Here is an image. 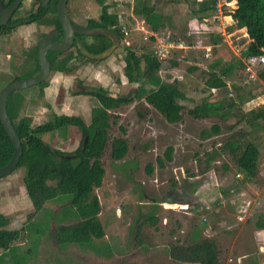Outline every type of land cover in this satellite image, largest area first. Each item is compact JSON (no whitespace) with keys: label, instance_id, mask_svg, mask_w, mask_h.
I'll return each mask as SVG.
<instances>
[{"label":"rangeland","instance_id":"374dc122","mask_svg":"<svg viewBox=\"0 0 264 264\" xmlns=\"http://www.w3.org/2000/svg\"><path fill=\"white\" fill-rule=\"evenodd\" d=\"M105 1L110 7L109 12L118 16V26L123 39L116 41L108 30L100 32L101 35L111 37L119 47L108 58L98 62L76 56L77 46L72 48L75 57L65 74L71 77L73 85L72 87L67 85L66 95L75 96L74 93L77 91L101 87L114 96L126 98L138 86L128 83L123 75L126 47L131 48L138 55L144 51L156 54L164 67L161 69L162 74L159 73L160 76L164 75L169 61L186 59L187 63L177 62V69L171 73L176 74V80L184 78L180 82L186 85V78H190L188 70L194 66L193 64L204 65L207 61L213 62L219 51L224 53L221 57L224 61L223 65L218 67L220 72L225 66L236 64L247 46L248 39L243 37V32L240 33L242 29H238L233 22L231 33L238 32L234 34L235 38L227 37L232 49L227 43L220 42L219 50L215 48L207 52L202 47L208 42L207 35H196L193 29L187 31V46L182 44L181 48L178 47L181 46L179 42L184 36L182 28L189 19L187 7L197 12L200 6L197 2L202 0ZM214 1L217 2L214 12L208 17L223 15L227 20L225 23L224 20L222 22L228 27L231 20L227 16L231 17L228 14L235 10L236 2ZM34 3L35 0H23L16 17H24L33 9ZM143 6H152L156 8L157 13L162 14L171 10L172 21L168 29L163 28L153 33L142 17L133 13V8ZM100 12L101 8L94 0H68L66 5V13L70 21L81 27L86 26L89 19L97 20ZM55 19L56 14L50 11L43 25L36 24V28L30 34V40L21 33L29 24L19 25L12 29L13 31L0 35V90L16 78L19 80L28 78V75L36 70L33 47L44 34L53 30ZM191 23V28L202 24ZM124 31L128 35H125ZM221 36L225 37L222 34ZM84 40L90 48L89 51L94 49L93 37H86ZM54 75L50 73V80ZM231 75H234L231 80L244 86L237 85L239 89H224L222 93V112H230V118L226 123L218 119L205 120L203 125L205 128L213 124L221 126L222 137L215 141L201 143L197 138L187 137V120L191 119V116L187 113L186 105L183 112L185 126L182 124L169 128L163 122L156 124L160 134H164L165 127L166 131L172 134L168 132L167 137L160 140L157 138V144L150 145V150L155 151L147 153L149 145L145 146L147 141L139 136L141 132L145 134L151 132L152 125L143 124L139 114L143 112L146 118L158 115L140 101H134L114 110L117 115L116 124L109 130V141L101 156L105 176L102 186L94 191L101 205L100 221L106 237L93 242L95 245L105 247L112 241L114 246L112 251L117 256H112V252L108 254L106 248L101 250L102 254H96L89 248L73 244L60 248L53 238L56 227L68 226L76 222L74 218L65 215L67 205L45 202L42 204V209L36 212L27 204L28 200L23 196L25 194L22 182L23 169L13 172L9 175L11 177L0 179V212L6 214L5 216L10 220L8 228L15 230L26 226L30 231L23 233L14 242L18 254L15 258L16 263L26 264L25 261H28L29 264H183L170 259L167 252L171 246L208 239L216 244L221 264H264V234L263 239L262 237L257 239L253 233L257 230L256 222L263 219L264 214V122L262 120L248 122V112L264 110V83L257 77L248 79L241 66H237ZM200 76L198 73L192 78H195L193 85H197L196 90L202 95L205 89L203 80H199ZM54 91L55 86H52L51 81L20 91L21 100L16 120L27 116L31 120L32 127L36 128L53 121L62 112V108H70L73 116H80L86 124L90 123L93 105L98 106L95 98L84 95V98L76 99L77 101L71 102L69 106L57 108L61 112H54L53 106L57 99L54 101L49 98ZM251 96L255 98L250 100ZM48 102L52 105L49 103L43 106ZM183 103L187 104V102ZM228 104H233L232 108H229ZM200 122H194L196 130ZM190 128L189 124V130ZM69 130L68 135L77 138L74 144L63 145L61 137L67 134L65 131L61 132L62 135L57 132L40 133L38 138L50 148L73 152L79 146L81 138L76 128L70 127ZM119 137H126L129 151L122 160L126 159L128 163L114 162L110 158L112 139ZM227 140L237 141L240 146L248 142L260 144L257 172L248 186L235 177L237 171L234 162L223 147ZM216 142H220L221 145L215 146ZM167 147H172L174 150L172 162H165V167L160 169L157 167L156 158H162ZM212 149L218 154L211 166L218 179L217 186L213 180L210 181L203 176L205 170L209 168L206 166V159ZM141 150L144 152L142 157L137 154ZM148 165L153 168L151 174L146 171ZM9 196L14 197L13 203L15 200L17 205L13 206L9 203ZM165 198L174 199L173 202L177 204L156 205L160 199ZM242 206L245 207L241 208ZM118 210L120 214L117 216ZM242 210L246 211L242 213ZM248 210L250 215L240 222L237 215H246ZM150 218H156L158 221L151 225ZM240 227L242 231L237 234V228ZM106 255L108 256L105 257ZM7 262L5 264H8Z\"/></svg>","mask_w":264,"mask_h":264},{"label":"trees","instance_id":"16d2710c","mask_svg":"<svg viewBox=\"0 0 264 264\" xmlns=\"http://www.w3.org/2000/svg\"><path fill=\"white\" fill-rule=\"evenodd\" d=\"M94 1L100 6L101 12L97 20H88L86 26L88 28L108 30L121 41L123 35L118 26V16L109 12L110 7L106 5L105 0ZM234 1L236 2V8L228 15L231 16L238 29H245L246 38L248 39L247 46L241 56L264 55V0ZM13 2L14 0H7L6 3L3 2V7H9ZM56 3L57 0H50L48 7L44 8L40 0H35L33 9L30 12L12 22L30 19L31 23L44 24L43 22H45L46 16L50 11H54L56 14ZM214 6L215 1L201 3L197 12H193V14L198 18H202L201 15L205 17L209 15L207 12L214 10ZM21 7L22 3L14 16L18 14ZM133 13L142 16L153 33H157L165 27L162 22V16L153 7L134 8ZM55 30H60L57 16L52 31ZM8 32H10L8 27H0V34ZM93 38L97 43L93 45L94 49L90 51V48L84 42L81 43L92 54H99L112 44L109 39L101 34L94 35ZM38 45L39 43L34 48L36 70L31 72L28 77L37 74L39 71L36 58ZM76 56L85 59L78 48H76ZM47 57L51 63L50 73H66L69 71L68 66L74 60L75 54H73L72 50H69L61 54L48 53ZM123 60L125 64L123 68L124 77L128 83L138 85L126 98L114 96L101 87H91L88 90L74 93V95L91 96L98 103V106L91 110L89 124H86L81 117L61 115L56 116L53 121L33 128L31 120L27 116L16 120L21 100L19 92L12 93L7 99V114L22 146V153L14 172L23 169L22 182L32 209L37 212L42 209L43 203L59 201L67 205L65 206V211H67L65 215L76 220L74 224L56 227L53 238L60 248L73 244L82 248H89L96 254H102L101 250L106 248L109 254L107 245L105 247L104 245L98 246L93 242V240H102L105 236L103 226L98 217L100 204L94 191L101 187L105 175L101 156L109 141V130L116 124L117 115L114 110L134 101L144 100L168 124H180L183 120V112L186 109L183 102L186 101V97L175 80L170 81L168 78L166 80L160 76L162 62L158 56L148 51L138 55L131 48L126 47V54ZM237 66L242 68L240 59L236 64L226 66L220 72V75L217 73L208 74L206 86L209 89H227L225 80ZM257 77L264 83V68ZM17 80L19 79L16 78L12 82ZM230 88L239 89L236 84L231 85ZM222 106L223 102L215 104L204 102L193 109H188L187 113L195 119H206L218 115L217 110ZM232 106L233 104H228L229 108H232ZM257 120L264 122V110H251L248 112L249 123ZM70 127L76 128L81 138L79 146L73 152H63L50 148L38 138L40 133L57 132L59 135H62L63 131L68 133ZM220 134V127L215 124L208 131L202 132V139L206 140ZM110 146V158L113 161H121L129 150L127 141L120 137L112 139ZM223 147L231 155L236 171L243 175L245 181L255 177L259 157L258 144L248 142L244 146H240L237 141L227 140ZM172 154L173 148L167 147L162 158H156L157 166L163 168L165 162H171ZM12 155L13 145L0 123V168L10 161ZM216 156L215 150L209 152L206 166H209L210 162L216 159ZM223 167L227 169L226 166ZM146 171L151 174L153 171L152 166L148 165ZM150 219H152L150 221L151 225H154L157 221L154 218ZM9 225L10 220L0 214V264H5L7 261L8 264H18L15 259L18 254L14 242L23 233L26 234L29 231V227L27 228L26 226L21 227V229L11 230L8 228ZM255 226L257 230H264V214L263 219H259ZM167 254L171 260L183 264H221L216 244L208 239L186 245L171 246ZM25 262L29 264L28 261Z\"/></svg>","mask_w":264,"mask_h":264},{"label":"crops","instance_id":"0c3cea01","mask_svg":"<svg viewBox=\"0 0 264 264\" xmlns=\"http://www.w3.org/2000/svg\"><path fill=\"white\" fill-rule=\"evenodd\" d=\"M3 1H7V0H3ZM208 1H211V0H202V2H197V4L200 5L201 3H205V2H208ZM212 1H214V0H212ZM216 4H217V2H215V5ZM138 9H141V8H138ZM155 10H156V8H155ZM156 12H158V11L156 10ZM193 12H195V10L194 11H191L187 7V18H189V19L186 22L185 27L182 28V34L184 33L183 34L184 36H182V39L179 42V44L181 46H182V44H184V45L187 46V31L188 30L191 31V29L195 30L196 27H197L196 26L194 28V26H193L191 28L190 23L193 21L191 24H194V22H196V25L198 23H202L203 25H205L207 27L208 33H205L204 35H207V41L208 42L205 45V48H209L211 50L216 48L217 50H219L218 48L220 47L221 43H227L229 45V47L232 49V47L230 46V43L227 40V37L235 38L236 36L234 34L237 33L238 31L237 32L233 31L231 33V29H233V26L232 25H233V22L234 21H232V19L230 17L227 16V18L231 19V22H229L230 25L228 27L222 28L217 23H214L213 22V19H212L213 16H209L208 17V15H207V16L203 17V15H201L202 18H198L196 15L193 14ZM213 12L214 11L207 12V14H211ZM170 13H171V10L168 11V12H166L165 14L160 13V15L162 16V22H163V24L165 26L164 28H166V29H168V26L171 25V21L172 20H171ZM142 19H143V17H142ZM225 20H227V19H225ZM187 23H188V26H187ZM36 24H38V23H31L30 22L29 25H27L21 31V33L23 35H26L27 37H29L28 39L30 40L31 39L30 38L31 37L30 34L33 33L34 29L36 28ZM39 25H43V24H39ZM242 32L244 34L243 37H246L245 29L244 30L243 29L240 30V33H242ZM220 33L223 36H225V37L222 38V36H221ZM192 35H193V33H192ZM219 37H221V38L218 39ZM41 40L42 39H40L39 41H37V43L35 44V46L38 43H40ZM35 46L33 48H35ZM213 52H214V50H213ZM218 55L215 56V58H214L215 60L213 62H208L207 61L204 65H201V64H193L194 66L191 67V68H189V70H188L189 71V77L190 78H188V79L186 78V85L185 84H181V82H180V81H183L184 78L182 80H179V79L176 80V74H175L176 72L174 73L175 75H173L171 73H173V71L177 69V62L187 63V60L186 59H184V60L183 59L182 60L180 59L179 61L178 60H172V61H169L168 64L166 65L167 68L164 70L165 73H164V75H161V77L163 79L168 78L169 80H172V81L175 80L178 83V85L180 87V90L184 93V95L186 97V101L185 102H187V104H185V103H183V104H184V106L187 105V109H193L195 106H199V105H201L204 102H208L209 104H215L217 102H222V99H223V94L222 93H223L224 89H216V88L209 89L206 86V84H205L207 82V79H208V74H210V73H217L218 75H220V72L222 71L221 70L219 72L218 71V67H221L223 65V62L224 61H223V59L221 57L224 55V53H221V52L218 51ZM211 57H213V55H211ZM163 68L164 67L162 66V69ZM51 73H54L55 75L53 76V78L51 80L49 78L45 82H50L51 81L52 86L53 85L55 86V91L53 92V94H50V96H49V98L52 99V100H54V101L57 99L55 101V105L53 106L54 112H61L62 111L59 114V116H61V115L73 116V114H71L73 112L70 110V108H62L61 111L60 110L58 111L57 108H60L61 106L63 107L65 105L66 106H69L71 102H73V101L76 102L77 101L76 99L84 98V95H75V96H73V95L70 96V94L69 95L68 94L66 95V90H67L66 87H67V85H69L70 87H72V85H73L72 80H71V77H69V75H66L65 73H62V72H51ZM198 73L201 75L199 80H203L204 89H205L204 90V93H202V95H201V93H199L196 90L197 85H195V86L193 85V82L195 81V78H192V77H194L195 74H198ZM160 74H162V71H160ZM179 76H181V75L179 74ZM233 76L230 74L229 77L225 80V83H226V85L228 87L227 88L228 90H230V86L233 85V84H236V85H238L240 87H243L244 86L241 83H236L233 80H231V77H233ZM189 82H190V84H189ZM59 92H60V98H58L59 97V95H58ZM70 92H71V89H70ZM72 92H74V91H72ZM202 97H204V98H202ZM254 98H255L254 96H251L249 99L250 100H253ZM49 103L51 104V102H48L47 104H44L43 106L48 105ZM140 103H143V105L146 108L151 109L152 111H154L156 113V115H158V116H155V117L154 116H150V117L148 116L146 118V116L143 115V112H142V114H139V116L142 117L141 121H142L143 124H151L152 125L151 132L146 133V134L144 132H141L140 133V136H139L142 140H146L147 141L146 144H145V146H148L149 145V148L146 150V152L147 153H150L152 151H155L153 149L150 150V148H151L150 145L155 146L157 144V142H158V141L156 142V139L157 138H159V140L160 139H163L164 137H167L168 136V132H170V131H166V127H165V130L163 131L164 134H160L161 132L159 131V127L156 124L163 122L169 128H173L176 125L182 126V124L185 126V119H183L180 124H174V125L168 124L163 119V117L156 110H154L151 106H149L144 100L140 101ZM40 106L41 105H39V107ZM95 107H97V106L96 105H93V108H95ZM217 111H218V115H214V116H211V117L206 118V119H195V118L191 117V119L187 120V137H190L191 139L197 138V139L201 140L200 141L201 143H208L210 140L215 141V140L221 138L222 136L220 134L218 136H214V137L209 138V139H206V140H203L202 139V132L203 131H208L213 125H215V124H213L209 128H205V127H203V125H205V120L207 121V120H212V119H218L219 121L221 120L222 122L226 123L228 121V119L230 118V116H231L230 112H228L227 110H226L227 113L222 112V107L221 108L219 107V109ZM37 112H40V111H37ZM75 116H77V115H75ZM77 117H80V116H77ZM90 117H91V112H90ZM35 118L38 119V117H35ZM194 122H200V124L197 125L198 126V129L197 130L194 127L195 126ZM34 124H35V122L33 120V125ZM189 124L191 126L190 130H189ZM216 125H218L220 127V130H221V126L219 124H216ZM170 133L172 134V132H170ZM76 139H77L76 136H72L71 137V135H68V133L64 137H61V140H62L63 145L70 144V143L71 144H74V141L76 142ZM123 139L126 140V137H123ZM219 145H221L220 142H216V145L215 146H219ZM258 146H260V144ZM212 150H214V149H212ZM221 150L222 149H220V151ZM110 151H111V146H110ZM173 152H174V150H173ZM142 153H144L143 150L137 152V154L139 156H141V157H142ZM259 153H260V149H259ZM114 162H120V161H114ZM121 163H128V161L126 159H124V160H121ZM168 163H170V162H168ZM212 165H213V162H210V164L208 166L209 168H207V170H205L206 172L203 174V176H206L208 178V180H210V181L213 180L215 182V185L217 186V185H219V183L217 181L218 179H217L216 173H215L214 169L211 167ZM164 167H165V163H164ZM163 168H160V169H163ZM152 170H153V168H152ZM236 173H238V172H236ZM22 176H23V172H22ZM8 177H11V176H8ZM189 179H191V178H189ZM251 180H253V178L250 179V180H248V181L243 180V182L245 183V185L248 186V183ZM204 182H206V180ZM23 193H25V194H23V196L25 198H27V200H28L27 204L30 206L31 203H30V201H29V199H28V197L26 195L25 189H24ZM178 194H180V193H178ZM12 198H14V197H12V196H9L8 197L9 203L11 205H13V206L17 205V202H15V200H14V203H13ZM108 200H110V199H108ZM173 201H174V199H171V198L160 199L159 203H156V205L157 206H163V205L164 206H168L170 204L169 206H171V204H177V203H175ZM244 202L245 201H242V203H244ZM52 203H58V204H61V205L64 204V203L59 202V201L52 202ZM183 203L184 204H187V202H183ZM99 204H100V202H99ZM243 207H245V206H242L241 208H243ZM206 208H209V207L206 206ZM245 211L246 210H242V213H244ZM246 213H247L246 215H244V214L237 215V218H238V220L240 222H242L245 219L246 216L250 215L249 210ZM0 214H2L4 216L6 215V214H3L1 212H0ZM116 214L118 216L120 214V210H118L116 212ZM101 215L102 214H101V205H100V213L98 215L99 220H100V216ZM152 215H154V214H152ZM154 219H156V218H154ZM241 231H242V227L237 228V234H240ZM253 233H254L255 237H257V239H261V237L263 239V236L262 235L264 234V230H258V231L255 230ZM104 237H106V235ZM109 238H112V237H109ZM106 245H107V247H109V253L112 252V254H111L112 256H114V255L117 256V254L114 251H112V248L114 247V246H112V241L109 244H106ZM107 256L108 255H106L105 257H107ZM112 256H111V258H112Z\"/></svg>","mask_w":264,"mask_h":264},{"label":"water","instance_id":"95a60500","mask_svg":"<svg viewBox=\"0 0 264 264\" xmlns=\"http://www.w3.org/2000/svg\"><path fill=\"white\" fill-rule=\"evenodd\" d=\"M23 0H14V2L8 7L4 8L0 1V27H6L11 16L17 11ZM44 8L48 7L50 0H40ZM68 0H57L56 3V16L60 25L59 31H52L45 35L40 41L37 49V63L39 71L37 74L30 76L23 80H17L9 83L0 90V123L7 134L9 140L13 145V155L10 161L2 168H0V179L5 178L12 174L17 167L19 158L22 153V146L17 135L15 128L13 127L11 120L7 114L6 103L8 97L15 92H20L32 87H36L44 83L50 75L51 63L47 57L48 53H65L73 48L74 45L78 47L80 54L91 61H103L108 58L113 51L119 47L118 44L113 43L109 48L99 54H92L88 52L81 42L78 41L77 36H94L99 35L100 32L105 29L85 28L72 24L66 13V5ZM30 19H24L17 24L12 25H24L29 24ZM60 37V41H54L55 38ZM86 142V140H85Z\"/></svg>","mask_w":264,"mask_h":264},{"label":"built area","instance_id":"2783aa9c","mask_svg":"<svg viewBox=\"0 0 264 264\" xmlns=\"http://www.w3.org/2000/svg\"><path fill=\"white\" fill-rule=\"evenodd\" d=\"M220 12V9H218ZM231 18V17H230ZM232 19V18H231ZM230 19V20H231ZM225 23V17L223 15H215L213 17V22L217 23L220 27L225 28V25L223 24V21ZM208 33L207 27L203 24L200 26H197L194 30V34L201 35ZM125 35H128L126 31H124ZM182 47V46H178ZM205 50L210 51L209 48H205V46H202ZM240 61L242 63L243 72L248 76V79L256 78L259 74V72L264 68V55H248V56H241L240 55ZM258 78V77H257ZM235 177L239 181H243V175L241 173H236ZM204 222L206 221L205 218L202 219Z\"/></svg>","mask_w":264,"mask_h":264},{"label":"flooded vegetation","instance_id":"af4514ba","mask_svg":"<svg viewBox=\"0 0 264 264\" xmlns=\"http://www.w3.org/2000/svg\"><path fill=\"white\" fill-rule=\"evenodd\" d=\"M2 2V4H3V2L4 3H6V1H1ZM41 2V1H40ZM42 3V2H41ZM8 8V7H7ZM15 14V13H14ZM14 14L11 16V19L8 21V25L6 26V27H8L9 29H10V31H12V29H14V28H16L17 26H19V25H16L14 28L13 27H11L12 25H14V24H17L19 21H21V20H18L17 22H12V21H15L16 19H17V17L16 16H14ZM90 20V19H89ZM87 22H88V20H87ZM71 23L72 24H74V22H72L71 21ZM83 27H85V28H88L87 26H83ZM112 34V33H111ZM113 35V34H112ZM45 37V36H44ZM90 37H93V36H90ZM107 39H109L111 42H112V44L113 43H115L114 41H113V39L111 38V37H107V36H105ZM113 37L115 38V40L116 41H119L118 40V38H117V36H115V35H113ZM81 38V39H80ZM84 38H86V36H77V39H78V41L79 42H81V43H85L86 44V41L84 40ZM43 39V38H42ZM61 39H60V37H57V38H55L54 39V41H60ZM93 43L95 44V43H97L95 40L93 41ZM111 44V45H112ZM74 47H76V45H74L73 46V48ZM78 48V47H77Z\"/></svg>","mask_w":264,"mask_h":264}]
</instances>
